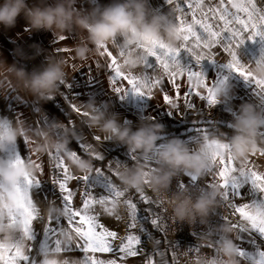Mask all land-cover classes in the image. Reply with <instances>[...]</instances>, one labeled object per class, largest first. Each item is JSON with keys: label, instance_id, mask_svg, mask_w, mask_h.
Instances as JSON below:
<instances>
[{"label": "snow or ice", "instance_id": "obj_1", "mask_svg": "<svg viewBox=\"0 0 264 264\" xmlns=\"http://www.w3.org/2000/svg\"><path fill=\"white\" fill-rule=\"evenodd\" d=\"M167 6H174L173 11L182 14L177 16L178 27L183 33V41L176 48H169L164 43L152 42L151 48L146 49L143 45H136L133 48H125L117 39L112 42L119 51L114 54L109 50L107 45L100 47V55L109 58L108 69L112 73L109 75V85L112 93H115L120 99H125L129 93L139 96L154 98V89L159 88L163 92V99L166 105L178 110L179 104L173 100L164 90L163 84L167 80L174 89H176V100L181 99L179 93V84L177 79L186 77L189 87L184 93V101L186 108L191 111L195 109V104L192 102V97L205 101L206 107H214L218 101L212 94V88L227 81L228 76H223L215 82L210 80L202 68V62L215 64L220 68V74L226 72L228 75L236 74L241 77L246 83L254 85V92L260 98V108L264 110V81L256 80L251 74V63H244L239 56V49L245 45L246 41L256 43L259 40L264 44V0H218V3H213L212 0H165ZM230 5L231 7H228ZM232 9H235L233 11ZM171 15V13H169ZM191 15V22H188L187 17ZM27 30V29H26ZM68 36H59L54 39L53 43L65 41ZM59 51H70L69 48L56 49ZM128 52H135L141 57L139 66H143L142 71L134 72L133 69H126L119 58H123ZM182 54L191 58V63L182 62ZM226 55L229 59L222 63L217 57ZM264 62V56L256 63ZM255 63V64H256ZM99 66V65H98ZM137 68V67H136ZM135 68V69H136ZM88 75L92 77V82H95V77L91 75V67L89 66ZM126 82V85L125 83ZM66 89L71 88V83L67 81L61 82ZM205 89L206 94L199 91ZM65 99L69 93H63ZM53 99V98H52ZM38 108V106H36ZM73 111L85 115L80 107L75 104L71 105ZM158 107H160L158 105ZM169 115H173L171 111L165 109ZM187 114V113H185ZM185 114H182L185 115ZM22 117L21 113H17V118ZM147 119L153 120L154 117ZM202 125L197 131L199 136L196 138V143L201 140L210 139V133L205 127L213 123L211 119L201 117L198 121ZM41 128L46 127L51 130L52 137L59 136L65 128L62 123H54L41 117L37 122ZM71 123V122H70ZM127 123V121H125ZM230 126V125H229ZM73 129L79 134L80 139L75 140V148L72 143H69L66 148L54 151L50 148L47 152L51 162L52 180L51 186L46 187L45 183L39 178L44 174L43 159L38 153L31 152L32 141L25 137L23 139L27 148V155L22 157L18 153L8 156L9 160H30L33 162L39 175L26 176L20 183V189L28 194L29 203L26 204L16 216L10 221L11 224H19L21 226L18 238H23V234H28V251L24 256H18L15 251H4L0 249V264H39V260L33 253L34 249L37 254L47 252L52 249H57L63 254H71L79 251L84 254L81 264H117V261L100 260L94 255L100 253L119 252L123 255L121 260L127 257H137L144 254L143 248H138L143 243L140 235H136L132 231L124 237H120L116 231L108 229L100 222V214L95 211V206L104 207V211L108 215H113L116 212L117 206L123 200L129 216L128 229H136L139 224L140 232L150 238L148 228L145 226L151 225L154 230L163 232L166 228L164 213L166 209L162 207L163 201L156 200L146 195L143 190H136L137 197L129 196L127 189H120L112 180V175L118 176L120 169L126 165L117 159L105 168H92L90 171L84 172L82 176H76L72 173L67 160H79L82 156H89L95 160H103L104 155L98 152L94 145L83 138V133L80 129ZM260 135L264 136V130H261ZM93 139L100 142V136H93ZM106 140L105 138H103ZM221 142V141H219ZM218 142V143H219ZM164 145L156 148L153 153L143 157L150 164H157V156ZM210 147V168L207 174L214 179H219V186L223 189L222 202L234 210L233 214H238L245 224L233 223L236 232L235 240L238 242L239 257L250 264H264V250H261L257 244V240L253 233H257L261 240H264V172L256 170V165L249 158L240 162L239 166L234 164L235 159L231 156L230 144L223 142L225 154L220 155L215 152V146ZM195 150V149H193ZM132 161H136L140 157L134 152L129 153ZM257 155V153L252 156ZM259 155L264 156V150L259 151ZM35 156V159L32 157ZM220 165L218 170L215 166ZM155 167H149L145 170V185L149 188L150 173ZM111 173L112 175H109ZM188 177L189 182L185 183L183 179H178L177 188L183 189L186 187L200 190L202 187L199 182V177L184 174ZM72 181L80 182L78 187L82 189L79 195L82 197L80 207H74L73 202L76 197L77 190L70 187ZM98 184L104 187L103 193L96 194L95 188ZM216 183H211L212 186ZM248 189V192L244 190ZM42 194L45 200L52 197L54 202L59 199L62 208L68 213L66 217H49L48 222L43 229L42 239L38 241V233L33 228V222L38 219H43L39 208L35 205L32 198V192ZM249 196L252 198L249 200ZM137 200L145 205L143 214L138 207ZM236 201H248L244 203H236ZM111 204V208L107 205ZM113 205H116L113 208ZM159 209V210H158ZM253 209L256 210L255 214ZM116 219L121 217L116 215ZM225 219V218H222ZM71 227L77 234L75 246H63L59 240V233L62 228ZM86 226V228H85ZM98 229H100L98 231ZM119 240V245H115V241ZM219 236L210 241L207 247L213 249V255L220 258L216 248V242ZM159 243V241H157ZM256 246L257 252L253 255L250 251L244 248V244ZM176 247L179 245L175 244ZM191 248V247H190ZM163 255V253H160ZM147 264H154L151 257H146Z\"/></svg>", "mask_w": 264, "mask_h": 264}, {"label": "clouds", "instance_id": "obj_2", "mask_svg": "<svg viewBox=\"0 0 264 264\" xmlns=\"http://www.w3.org/2000/svg\"><path fill=\"white\" fill-rule=\"evenodd\" d=\"M77 0H37L29 4L28 0H0V26L5 30L16 27L18 19H24L26 27L32 32L46 31L63 36L74 31L84 33L80 43L74 46L75 57L87 61L94 49L100 51L102 45L112 44L118 38L122 46L133 48L143 45L151 48L152 42L164 43L169 48H176L183 41V33L168 14H157L149 6V0H111L106 5L92 4L88 9L78 8ZM31 54L23 47L15 49L18 60L11 65L0 61V76L11 77L18 87L34 98L42 101L51 100L59 90L61 82L66 80L68 61L64 57L45 56L40 66L29 71L21 61L34 60L44 56L45 50L39 43L29 45ZM141 57L135 52H128L122 63L126 69L132 70L139 66ZM252 77L264 81V62L251 66ZM233 85L227 82L217 84L212 88V94L218 102L227 101L232 94ZM94 99L83 103L86 117L84 123L90 129L96 130L106 140L127 147L129 152L148 154L157 147V140L164 131V126L158 122L144 123L133 129L129 123H121L119 115L107 110H97ZM233 130L230 142L231 156L237 161H245L250 155L260 151L258 133L264 128V110L258 109L250 102L240 104L237 114L230 124ZM50 133L46 129H32L24 121L13 122L8 117H0V249L15 251L18 256H24L28 251V234L18 238L21 226L10 221L29 203L28 194L19 185L26 176H35L37 169L30 160H9L2 154L21 139L32 140V151L44 154L57 146L66 148L76 139L72 128L59 141H49ZM35 137V139H33ZM218 139H205L199 142L196 151H190L179 138L170 139L160 150L159 166L151 174L150 183L154 193H167L173 177L178 173L203 177L210 168V147L215 146V152L223 155L225 148ZM79 172L90 171L93 168L90 159L81 158L71 161ZM146 164L135 162L124 168L118 179L127 189H142L145 186L144 169ZM222 189L213 184L206 191L193 197L186 189L177 191L166 197L169 208L176 220L187 221L192 225L197 218L202 223L218 207L222 197ZM44 218L65 217L64 209L54 203L39 209ZM255 214L256 210H252ZM223 239L218 245L220 258H203L198 264H240L238 246L233 239L235 229L230 220L219 226ZM60 238L68 244L76 241V235L69 226L60 232ZM39 264H81L79 257H67L62 251L52 249L41 253Z\"/></svg>", "mask_w": 264, "mask_h": 264}, {"label": "crops", "instance_id": "obj_3", "mask_svg": "<svg viewBox=\"0 0 264 264\" xmlns=\"http://www.w3.org/2000/svg\"><path fill=\"white\" fill-rule=\"evenodd\" d=\"M95 1L96 0H91V3L95 4ZM28 2L31 5L37 2V0H28ZM212 2L218 3V0H212ZM76 6L78 8H82L86 10L90 6V0H77ZM228 7L231 6L228 5ZM232 10L235 11V9ZM63 35L68 36L69 38L65 41H60L59 43H53L54 39L58 38L59 35L46 31L32 32L30 29L26 27L25 21L21 17L20 19H18L16 27L11 30H5L3 29L2 26H0V61H5L8 65H11L12 63L18 60V57L15 55L16 48L23 47L26 52L31 54L29 45H31L32 43H39L42 46V48L45 50V55L37 57L34 60L21 61V63L25 64L26 68L29 71H31L32 69L41 65V63L45 59V56L51 55L56 57H61V56L64 57L68 61V64L66 66L67 76L65 81L71 83L70 89H66L64 86L60 85L59 90L54 95L53 99L48 101H42L34 98L30 94H28L25 90L18 87L13 78L11 77L5 78L3 76H0V80L8 83L14 89L15 93L26 101L27 106L31 109V111L35 115L37 122L43 116L51 122L62 123L67 127L59 136L53 138L50 129H47L46 127L41 128V126L38 125V128L48 130V132L50 133L49 135L50 142L59 141L62 138V136L68 131V128H72L74 135H76L75 140L80 139L79 134L73 129V125H74L76 129H80L82 131L83 138L92 145H94L96 150L98 152H102L104 155L103 160H95L89 156H82V158L90 159L92 161L93 168H97V167L105 168V171H107L106 166L109 164V162H112L113 166H115V162L113 161V159H117L126 165L125 167H122L120 169L121 172L124 168L132 166L135 162H141L147 165V167H145L144 169V173L145 170L148 169L149 167H155L154 170L150 173L149 176L150 179L151 174L156 170V168L160 164V161L158 159L159 154L157 156V164H150L147 160L143 159V157L148 156L153 152L148 154H139L134 152L135 154H138L140 158L137 159L136 161H132L129 155L130 152L126 146L121 145L119 143H114L112 141L104 140L103 139L104 137L100 135L96 130L87 127V125L84 123L86 117H84L80 113L73 111L71 105L75 104L77 107H80L83 111V103L88 102L90 99H94V98L89 97L85 95L83 92H81V89L79 88L78 83L74 80L73 74L71 72L72 70L79 67L86 68V66L83 65L84 64L83 61L75 57V53L73 51L74 46L81 42L85 34L74 31L71 33H64ZM256 44H262V43L259 40H257ZM108 46H111V44H109ZM58 48L60 49L69 48L70 51L57 52L56 49ZM90 48H93L92 52L90 53V55H92L93 52H95V49L94 46L91 45ZM66 91L69 93L67 99H65L63 95V93H65ZM239 93H241V95H237L233 90L232 94L230 95L227 101L218 102L212 108L206 107L205 101H202L198 98L195 99L193 98L192 100L193 103L195 104V109L189 111L186 108L185 102H183V104L178 108V110L176 109L177 114L174 116V119L176 118L175 120L165 115V117L160 116L159 119H155V118L153 120L146 119L143 122L151 123L153 121V122H158L164 126V131L160 134V138L156 142L157 144L156 148H158L161 145L165 146L167 142L172 138H179L188 146L190 151H196L199 144L196 143V138L199 136V132L197 131V129L202 127V125L197 121L201 117H204L205 119H211V121H213L212 124L205 126L210 133V137H209L210 139L215 138L221 142L228 143L230 142L231 136L233 135V130L229 125L233 121L234 116L237 114L240 104L243 102H249L248 100L252 99L255 102H250V103L256 105L258 109H261L260 108L261 100L257 95H255V93L252 90L247 91V89L242 86L241 92ZM36 106H38V108ZM97 110H102V109L98 107ZM182 114L185 115L182 116ZM151 117H157V114H153ZM125 121H127V123H129L133 127V129L137 128L141 123L135 121L133 122L128 120H123V121L120 120L122 124L125 123ZM261 130H264V128H262ZM261 130L259 131L258 136L264 138V136L260 135ZM93 136H100L102 140L100 142H97L96 140L93 139ZM75 140H72L71 142L73 148H75ZM258 145L260 146L261 150H264V143L260 144L258 141ZM57 148H59L60 150L64 149L59 146H57L55 149ZM55 149L52 150L54 151ZM14 153H18L22 157L27 155V152L23 153L21 151H14ZM44 155L47 157V165L44 166V173L47 174L49 178H51L52 177L51 162L49 160L47 153H44ZM3 156L8 158L9 155H3ZM249 159L255 163L257 171L264 172V156L259 155V151L255 156L250 155ZM68 160L71 162L70 159ZM240 162L241 161L235 160L234 164L236 166H239ZM70 165L69 167L73 174H75L76 176L84 175L83 172L77 171L75 167ZM216 167L218 170L219 167L221 166L216 165ZM108 174L112 175L111 173ZM35 175H39L38 172H36ZM182 175L184 178H188L183 173ZM51 180L52 179H50V183L48 182L50 186H51ZM112 180L116 185L122 184L121 181L118 179V176L112 175ZM79 183L80 182L78 181H72L70 184V187L77 190V193H79L78 191L80 190V188L78 187ZM139 190H143L146 193V195L150 197L149 187L147 185H145L144 188ZM130 191L132 192L134 198L137 197L138 194L136 193V189H130ZM244 191L248 192V189H245ZM96 194L98 195V193ZM32 198H33V202L39 209H43L47 207L49 203H54L56 206L62 208L58 198H56L54 202H51L52 201L51 196L49 197L48 200H45L43 196H41V194L37 193L35 190H33L32 192ZM251 198L252 197L249 196L248 199L250 200ZM81 202H82V197H75L73 206L78 208L80 207ZM244 202H248V201H236V203H244ZM122 204L123 203H120L117 206L116 212L113 215H108L104 211V207L99 205L95 206V211L100 214L99 217L100 222L103 223V225L106 226L108 229L116 231L120 237L126 236L129 231H132L136 235H140L143 239V243L137 247L143 248L144 254L137 257H127L123 260H121V256L123 254L119 252H114V253L97 252L95 254L88 253V255H94L96 258L104 261L114 259L117 261V264H147V260L145 259L146 257H151V259L154 261V264H173L171 257L174 255V253L173 251L170 250L171 248L169 247V245L166 244L161 238H159L157 234V230H154L152 227L150 228L145 225L148 228V232L151 234L150 238H148L147 236H145L144 233L140 232L139 224L136 229H131V230L128 229L127 225L129 222V216L127 210L122 207ZM142 206L144 209L145 205L143 203ZM107 207L111 208V204L107 205ZM115 207L116 205H113V208ZM65 213L68 215L66 211ZM141 213L143 214V211ZM116 215H119L121 219L117 220ZM41 216L43 217L42 213ZM47 222H48V218H44V217L43 219H38L33 222V228L39 234L38 241L42 239L43 229L45 228ZM242 222L247 226L246 221H242ZM64 228H67V225H65ZM64 228H62L60 232ZM99 230L100 229H98V231ZM75 235L77 240L78 234L76 232ZM217 235L219 236V240L217 241V243L219 244L223 239L219 229L216 232V235H214L213 240L216 238ZM235 236H236V232L235 235L233 236V239H235ZM253 236H255L259 248L261 250H264V240H261L257 233H253ZM59 240L61 244L65 247L70 245L75 246V242H76L75 241L65 244V242L60 238V233H59ZM157 241H159V243H157ZM114 243L115 245H119L120 241L117 240ZM236 243L238 242L236 241ZM216 248L220 257L219 248L218 247ZM244 248L250 251L253 255H255L257 252V247L249 245L248 243L244 244ZM160 253H163V255H160ZM30 255H35L36 259L40 261L41 254H37L36 252L33 251V253H31ZM64 255L69 258L73 256L79 257L81 261L83 260V256H84V254L79 251H75L71 254H64ZM213 257L215 256L213 255V249H212L209 258H213ZM238 259L240 260V264H250V262H245L240 257H238ZM21 264H24V262H21Z\"/></svg>", "mask_w": 264, "mask_h": 264}, {"label": "rangeland", "instance_id": "obj_4", "mask_svg": "<svg viewBox=\"0 0 264 264\" xmlns=\"http://www.w3.org/2000/svg\"><path fill=\"white\" fill-rule=\"evenodd\" d=\"M111 0H96L95 4H101V6L110 3ZM205 3H208V0H205ZM89 4V3H88ZM149 6L153 12L157 14H168L171 13L170 18L173 20L174 23L178 24L176 19L177 16L182 17L181 13L174 12V6H167L165 0H149ZM170 7V8H169ZM169 8V9H168ZM191 15L187 17L188 22H191ZM120 43H122V39L118 38ZM182 43V42H181ZM108 46V45H107ZM179 46V45H178ZM109 50L112 51L114 54H118L119 49L111 44L108 46ZM239 56L242 62L244 63H251L255 64L258 60L264 56V44H256L252 43L251 41H246L245 45L239 49ZM119 61L122 62V58H119ZM220 62L225 63L229 59L226 55H221L217 57ZM109 58L107 56H101L99 52H93L92 55L89 56L87 61H83V65L86 68H76L72 70L73 78L78 83L81 92L89 97H93L97 103V106L102 110H107L109 112H114L119 115L121 121L128 120V121H135V122H142L145 121L148 117L152 116L153 114H157L155 119H159L160 116L165 117L168 116L171 119H174V116L177 114L176 108H172L170 105H166L163 99V92L160 91L159 88L154 89V98L148 99L147 97L139 96L133 93H129L125 99H120L115 93H112L109 85V75L112 73L108 69ZM182 62L183 63H191V58L182 54ZM99 65V66H98ZM252 65V66H253ZM80 66V65H79ZM89 66L91 67V75L95 77V82H92V77L88 75ZM143 66H137L136 69H133L134 72L142 71ZM202 68L206 73L207 77L215 82L217 79L223 78V76H228L227 83L233 85V90L237 95H241V88L242 86L247 89V91L252 90L254 92V85L246 83L241 77L236 74L228 75L224 72L222 75L220 74V68L215 65L211 64L207 61L202 62ZM177 84H179V93L181 99L178 101L176 100V89L172 87V85L165 80L163 84V88L167 91V94L173 98L179 104V107L183 104L184 101V93L187 91L189 84L187 82L186 77H180L177 79ZM126 85V82H124ZM199 91L206 94L205 89L201 88ZM0 92H2L3 98H0V117H8L14 123L17 121H24L27 126H30L32 129L38 128V123L36 120L35 115L31 111V109L27 106L25 100L22 97L18 96L14 89L6 82L0 80ZM255 93V92H254ZM256 95V94H255ZM1 96V95H0ZM195 99L196 97L193 96L191 99ZM249 99V98H248ZM249 102H255L252 99L248 100ZM193 102V100H192ZM158 105L160 107H158ZM172 112L173 115H169L166 110ZM17 113H21L22 117L20 119L17 118ZM35 139V137H33ZM32 141V140H31ZM258 141L260 144L264 143V138L258 136ZM31 144V152L32 151ZM14 151H21L23 153L27 152V148L24 144L23 139H21L16 146H12L8 149L6 153L3 155H12ZM34 153V152H33ZM42 159L44 166L47 165V157L44 154L38 153ZM35 159V156L32 157ZM68 165L73 166L72 162L69 160L67 161ZM70 163V164H69ZM74 167V166H73ZM50 176V175H49ZM81 176V175H79ZM40 179L45 183L46 187H50V179L47 174H43L40 176ZM49 182V183H48ZM120 189H127L123 184L117 185ZM75 190V189H74ZM128 190V195L132 196V192L130 189ZM82 191L80 189L78 192ZM104 187L102 184H98L95 188V192L103 193ZM42 196V194H41ZM76 197H81L78 193ZM123 200L121 198V202ZM138 203V200H137ZM122 207L126 209L125 205L122 204ZM120 207V208H122ZM142 214V213H141ZM34 252L36 250L34 249ZM31 253H29L30 255Z\"/></svg>", "mask_w": 264, "mask_h": 264}, {"label": "built area", "instance_id": "obj_5", "mask_svg": "<svg viewBox=\"0 0 264 264\" xmlns=\"http://www.w3.org/2000/svg\"><path fill=\"white\" fill-rule=\"evenodd\" d=\"M215 170H217L216 166ZM178 179H183L185 183L189 182L188 178L183 177L182 173H178L173 177L171 187L167 193H154L151 187L149 188L150 197L156 200H162V207L166 209L164 213L166 228L163 232L157 230V234L159 238L169 245L171 248L170 250L173 251L174 255L171 257L173 264H198L203 258L208 259L210 257L212 249L207 247V245L213 240L220 225L226 220H230L232 224H243V222L238 214H233L234 210L228 207L226 203L222 202L221 198L219 199L218 207L213 214L209 216L207 222L202 223L200 219L197 218L192 225H189L187 221L181 222L176 220L168 206L166 197H170L173 193L186 189L195 197L200 192L210 188L208 185L211 183L218 184L220 182L218 178L214 179L211 175L206 174L199 178L202 187L200 190H196L195 186L193 188L186 187L179 190L176 186ZM176 242L179 247L175 246ZM218 245L219 244L216 242V247H218Z\"/></svg>", "mask_w": 264, "mask_h": 264}, {"label": "trees", "instance_id": "obj_6", "mask_svg": "<svg viewBox=\"0 0 264 264\" xmlns=\"http://www.w3.org/2000/svg\"><path fill=\"white\" fill-rule=\"evenodd\" d=\"M138 207L141 209V212H142L143 211V206H142L141 202H139ZM146 226L151 228V225H147L146 224Z\"/></svg>", "mask_w": 264, "mask_h": 264}, {"label": "bare ground", "instance_id": "obj_7", "mask_svg": "<svg viewBox=\"0 0 264 264\" xmlns=\"http://www.w3.org/2000/svg\"><path fill=\"white\" fill-rule=\"evenodd\" d=\"M0 94H1V97L3 98V95H4V94H3L2 92H0Z\"/></svg>", "mask_w": 264, "mask_h": 264}]
</instances>
